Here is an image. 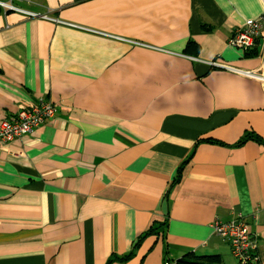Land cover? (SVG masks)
Masks as SVG:
<instances>
[{
  "label": "crops",
  "instance_id": "obj_1",
  "mask_svg": "<svg viewBox=\"0 0 264 264\" xmlns=\"http://www.w3.org/2000/svg\"><path fill=\"white\" fill-rule=\"evenodd\" d=\"M1 3L0 120L55 111L0 149V264H237L211 225L238 215L264 264V88L208 65L259 69L264 23L255 56L228 40L264 0ZM246 133L260 141L238 145Z\"/></svg>",
  "mask_w": 264,
  "mask_h": 264
},
{
  "label": "built area",
  "instance_id": "obj_2",
  "mask_svg": "<svg viewBox=\"0 0 264 264\" xmlns=\"http://www.w3.org/2000/svg\"><path fill=\"white\" fill-rule=\"evenodd\" d=\"M0 5L4 8L9 7L2 3ZM22 13L31 18L38 16L42 19L51 20L46 14L37 15L30 12ZM52 21L57 22L55 20ZM263 23L264 8L259 18L248 19L244 22L242 27L235 29L228 40V44L239 48L245 53L248 52L261 38ZM208 65L225 69L228 72L255 80L264 88V56L257 71L235 69L215 62H208ZM54 111L55 108L50 102L41 99L27 108H21L10 119L0 120V149L6 144L42 126L47 120L53 117ZM211 230L216 236L228 243L230 254L237 264H256V240L248 224L243 221L240 216L228 222L215 221L211 225ZM162 264H176V262L170 259H164Z\"/></svg>",
  "mask_w": 264,
  "mask_h": 264
},
{
  "label": "trees",
  "instance_id": "obj_3",
  "mask_svg": "<svg viewBox=\"0 0 264 264\" xmlns=\"http://www.w3.org/2000/svg\"><path fill=\"white\" fill-rule=\"evenodd\" d=\"M191 48H195V49H191ZM193 50V51H191ZM196 50L197 46L191 42H188L186 44V48L184 50L185 54L188 55H192L195 56L196 55ZM257 55V49H252L249 50L248 52L245 53V56L247 57H252ZM248 140H252V141H260V139L258 137H256L255 135H253L252 133H246L241 139L240 141L237 143L238 145H241L243 143H245ZM200 142H205V143H210V144H218L215 141H211V140H201L198 141V143ZM183 164V163H182ZM181 171H182V165L181 167L178 169V171L176 172L175 177L173 178L172 183L170 184L169 188L167 189V192L165 194V198L166 201H168V196L170 193V190L179 183L180 178H181ZM167 215L166 218L163 222H157V223H153L149 229L147 231H145L144 233H142L138 239L136 240L135 244L133 245V249L137 248L141 241L143 239H145L146 237L149 236H162L164 237V234L166 232V228H167ZM132 257V252H129L128 254L124 255V256H111L106 264H113V263H124L126 261H128L130 258ZM221 261L219 256H206V257H194V256H187L181 260H178L176 262V264H219Z\"/></svg>",
  "mask_w": 264,
  "mask_h": 264
},
{
  "label": "rangeland",
  "instance_id": "obj_4",
  "mask_svg": "<svg viewBox=\"0 0 264 264\" xmlns=\"http://www.w3.org/2000/svg\"><path fill=\"white\" fill-rule=\"evenodd\" d=\"M239 216V215H238ZM238 216H236V217H238ZM236 217H234V218H236ZM241 217V216H240ZM242 218V217H241ZM232 220V219H231ZM242 220L244 221V219L242 218ZM230 221V220H229ZM228 222V221H227Z\"/></svg>",
  "mask_w": 264,
  "mask_h": 264
}]
</instances>
